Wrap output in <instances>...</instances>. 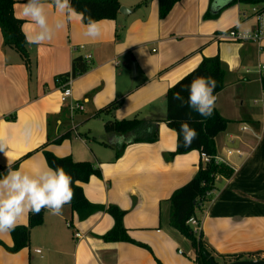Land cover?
I'll return each mask as SVG.
<instances>
[{"label":"crops","instance_id":"obj_1","mask_svg":"<svg viewBox=\"0 0 264 264\" xmlns=\"http://www.w3.org/2000/svg\"><path fill=\"white\" fill-rule=\"evenodd\" d=\"M118 1L129 12L119 13L115 20H100L103 35L96 41L85 38L83 24L74 21L51 42L28 44L30 70L14 50L3 46L0 32V134L8 139L16 161L34 151L17 166L26 171L46 165L37 149L47 141L45 150L57 157L70 155L98 166L100 177L79 183L85 197L125 211L122 223L129 236L151 252L127 242H104L99 236L113 226L109 214L97 212L79 221L66 205L59 216L44 211L42 224L30 231L27 247L9 253L0 246V264H196L189 241L169 224L168 199L195 174L203 162L201 153L193 150L171 158L176 134L158 122L155 142L129 144L115 159V149L104 143L120 145L125 137L106 135L103 121L109 116L95 113L118 101L112 113L115 119L164 117L169 87L202 58L213 56L224 70V88L216 94L215 108L228 125L214 142L216 154L225 160V173L216 175L215 188L195 216L218 263L223 255L264 259V133L257 139L241 131L248 123L259 133L261 107L254 101L263 88L254 70L264 63V40L256 44L216 38L232 28L254 29L252 9L264 4L235 3L216 18L203 19L209 0H179L160 19L156 0L145 5H139L142 0ZM26 2L13 4L14 16L23 21L24 37L32 30L23 16ZM48 12L50 21L58 15L53 8ZM85 55L90 56L89 69L72 80L69 99L83 110L71 114L59 101L55 77L70 71L74 57ZM25 124L32 128L27 141L21 137ZM66 132L69 138L51 142ZM6 164L0 153V166ZM26 223L27 217L19 225ZM0 240L12 245L9 233L0 234ZM254 252L257 256L248 257Z\"/></svg>","mask_w":264,"mask_h":264},{"label":"trees","instance_id":"obj_2","mask_svg":"<svg viewBox=\"0 0 264 264\" xmlns=\"http://www.w3.org/2000/svg\"><path fill=\"white\" fill-rule=\"evenodd\" d=\"M156 1L158 17L163 19L179 0ZM14 2L15 0H0V32L2 43L3 46L14 50L20 56L27 70H30L31 61L27 51L28 43L21 30L23 21L17 19L13 14ZM147 2L148 0H142L139 5H145ZM211 2L212 0H209V5L206 12L203 14V19L216 18L224 8L235 3L249 5L264 4V0H228V3L221 7L219 11L213 12L210 8ZM71 3L77 11L84 12L86 18L91 16V18L98 21L115 20L119 14L120 8L118 0H71ZM88 69L89 65L87 61L82 56H76L71 60L70 71L57 75L55 77V84L58 86V82L63 83L70 78L75 79L86 73ZM208 76L216 80V88L214 90V94L216 95L224 88V70L217 56L202 58L194 69L177 80L179 83L175 81L169 87L165 95L166 110L164 117L155 116L151 119H142L134 116L128 119H115L112 113L116 109L118 101H113L97 110L95 113L96 117L102 115L109 116L103 121V132L106 135L114 134L125 137L120 145L104 143L106 146L115 149V159L119 158L125 147L129 144L155 142L157 140L158 122H165L166 126L176 134L175 151L169 155L171 158L176 155L186 154L193 150L208 156L216 154L214 139L219 133L226 129L228 120L224 119L216 108L210 117H202L187 106H181L179 101L173 99V95L176 92H181V95L187 100L188 92L182 91L183 85L189 84L196 77ZM174 84H176L175 87H173ZM261 85L264 89V78L261 81ZM183 122L189 123L198 133L197 139L190 147L184 146L182 135L179 139L177 138V133ZM69 137L70 133L66 132L51 142L60 143L63 139ZM49 143L50 141H47L37 150L42 151L47 166L52 168H56L57 166L63 167L72 177L71 186L74 191V198L69 207L71 211L77 215L78 220L83 221L94 213L105 212L112 217L113 226L107 232L99 236L101 240L104 242H127L151 252L146 244L136 242L129 236L122 223L125 211L119 209L115 205L105 206L92 203L85 197L79 183L87 182L91 176L100 177L99 167L89 161H75L70 155L57 157L50 151L45 150V146ZM33 152L34 151L24 155L21 159L17 160L12 167L16 169L19 162ZM6 171V166H0V175L5 174ZM221 173H225L222 164H216L213 161L200 162L195 174L186 183L175 189L168 199L170 203L169 224L189 241L194 251L196 264H209L210 259H213L216 264H220L214 259V256L210 252L206 241L203 239L202 232H195L193 228L187 224V221L191 217L196 218V210L203 202L207 201L208 195L215 188V177L217 174ZM44 211L45 210H42L38 215L29 213L27 216V223L25 225H19L14 231L9 233L12 245L7 246L0 240V246H3L9 253H16L27 247L29 244L30 231L34 227L42 224ZM257 254L258 252L250 253L248 257L257 256ZM242 256L241 254L223 255L221 264H228L240 260H250L242 259ZM157 264L161 263L157 261Z\"/></svg>","mask_w":264,"mask_h":264},{"label":"clouds","instance_id":"obj_3","mask_svg":"<svg viewBox=\"0 0 264 264\" xmlns=\"http://www.w3.org/2000/svg\"><path fill=\"white\" fill-rule=\"evenodd\" d=\"M226 3L228 0H212L210 8L216 12ZM49 8H53L58 14L51 21ZM23 16L32 25V30L25 33V39L29 45L39 46L51 42L59 32L64 31L74 21L83 24V36L90 41H96L103 35L101 21L91 16L86 18L84 12L76 10L71 0H51L50 3L47 0H27L23 4ZM242 36L250 38V29L244 30ZM175 86L176 84L173 85ZM215 88L216 80L211 76L196 77L182 87V91L188 92L187 100L181 92H176L173 99L202 117H210L217 101V96L214 94ZM66 94L71 95V89ZM31 135V125L25 124L21 137L27 141ZM181 135L184 146L190 147L197 139L198 133L189 123L183 122L177 138L179 139ZM0 153L7 161V171L0 175V234L14 231L29 213L38 215L42 210H47L51 215L63 214L64 207L70 205L74 198L72 177L63 167L52 168L45 165L35 171H26L23 166L14 169L12 166L17 157L10 154L8 139L2 134H0Z\"/></svg>","mask_w":264,"mask_h":264},{"label":"built area","instance_id":"obj_4","mask_svg":"<svg viewBox=\"0 0 264 264\" xmlns=\"http://www.w3.org/2000/svg\"><path fill=\"white\" fill-rule=\"evenodd\" d=\"M252 13H253V17L255 19L256 24H255L254 29L250 30L251 32L250 38H244L242 36L243 31L238 28H232L227 31H224L223 33L216 35V38L231 41V42H237V43L251 42V43L259 44L261 41L264 40V6L253 7ZM85 57H89L90 59L89 55L83 56L84 59ZM89 59H85V60L88 62ZM245 72L249 73L250 71L246 69ZM254 72L259 77H261V79H263L264 78V63H258L255 67ZM72 80L73 79L70 78L66 82H63V83L58 82L59 101L62 104H66L68 106V110L70 111L71 114L73 113L74 110H83V106L81 104L77 102H73V101L69 102V99H71V96H72V89H71ZM69 89H71V95L66 94ZM254 104L260 105L261 107V118L258 122L259 133L258 134L254 133V131L252 130L251 126L248 123L243 124L241 126V131H249L257 139H260L264 133V89L262 91V96L258 100H255ZM232 152H233L232 150H228L226 154L231 155ZM235 153L238 155H241V152L238 150H236ZM201 159L203 162L213 161L216 164H222L225 162V160H223L222 157H220L217 154L208 156L204 153H201ZM187 224H189L195 232H199L200 230L199 222L197 221L196 218L194 217L189 218L187 221ZM76 236H79V235L76 234Z\"/></svg>","mask_w":264,"mask_h":264},{"label":"water","instance_id":"obj_5","mask_svg":"<svg viewBox=\"0 0 264 264\" xmlns=\"http://www.w3.org/2000/svg\"><path fill=\"white\" fill-rule=\"evenodd\" d=\"M129 12L125 7H120L119 8V13L125 14ZM209 264H216L213 259H210ZM228 264H264V259H250V260H240V261H235L231 262Z\"/></svg>","mask_w":264,"mask_h":264},{"label":"rangeland","instance_id":"obj_6","mask_svg":"<svg viewBox=\"0 0 264 264\" xmlns=\"http://www.w3.org/2000/svg\"><path fill=\"white\" fill-rule=\"evenodd\" d=\"M249 8H250V6H249ZM181 252V251H180ZM216 260H217V262H220V260H218L217 258H215Z\"/></svg>","mask_w":264,"mask_h":264}]
</instances>
